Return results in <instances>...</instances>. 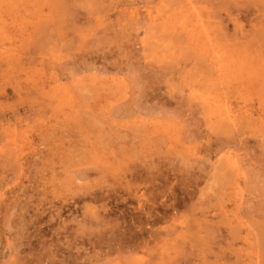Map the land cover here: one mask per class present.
Returning a JSON list of instances; mask_svg holds the SVG:
<instances>
[{
    "label": "rangeland",
    "instance_id": "obj_1",
    "mask_svg": "<svg viewBox=\"0 0 264 264\" xmlns=\"http://www.w3.org/2000/svg\"><path fill=\"white\" fill-rule=\"evenodd\" d=\"M0 264H264V0H0Z\"/></svg>",
    "mask_w": 264,
    "mask_h": 264
}]
</instances>
